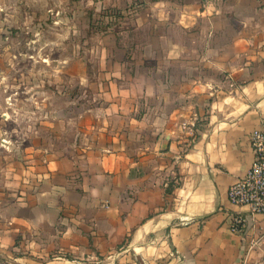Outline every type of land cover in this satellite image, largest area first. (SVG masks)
I'll return each mask as SVG.
<instances>
[{"label": "crops", "instance_id": "crops-1", "mask_svg": "<svg viewBox=\"0 0 264 264\" xmlns=\"http://www.w3.org/2000/svg\"><path fill=\"white\" fill-rule=\"evenodd\" d=\"M154 5L164 30L138 47L140 61L121 57L115 35L99 49L97 103L69 154L0 161V258L264 264V216L228 198L264 119V0Z\"/></svg>", "mask_w": 264, "mask_h": 264}, {"label": "rangeland", "instance_id": "rangeland-1", "mask_svg": "<svg viewBox=\"0 0 264 264\" xmlns=\"http://www.w3.org/2000/svg\"><path fill=\"white\" fill-rule=\"evenodd\" d=\"M155 2L0 0V161L38 165L69 154L79 116L97 103L89 84L105 56L99 49L115 35L121 57L140 61L138 47L164 30ZM0 264L21 263L2 257Z\"/></svg>", "mask_w": 264, "mask_h": 264}, {"label": "built area", "instance_id": "built-area-1", "mask_svg": "<svg viewBox=\"0 0 264 264\" xmlns=\"http://www.w3.org/2000/svg\"><path fill=\"white\" fill-rule=\"evenodd\" d=\"M250 140L254 161L248 172L231 185L228 198L233 206L246 207L251 214L264 216V119ZM246 224L247 217L243 213H236L232 217L231 230L240 233Z\"/></svg>", "mask_w": 264, "mask_h": 264}]
</instances>
